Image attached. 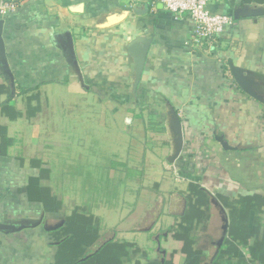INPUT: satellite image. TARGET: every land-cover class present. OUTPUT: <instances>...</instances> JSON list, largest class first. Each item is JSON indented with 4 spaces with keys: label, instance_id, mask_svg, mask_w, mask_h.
<instances>
[{
    "label": "crops",
    "instance_id": "obj_1",
    "mask_svg": "<svg viewBox=\"0 0 264 264\" xmlns=\"http://www.w3.org/2000/svg\"><path fill=\"white\" fill-rule=\"evenodd\" d=\"M21 2L3 20L5 63L0 52V85L9 88L0 101L23 114L12 120L0 110V127L12 140L7 154L0 152V264H54L49 232L75 208L99 219L98 246L134 244L148 260L173 256L184 264L170 230L186 210L190 184L211 196L210 219L193 234L203 264H211L229 223L217 196H264V15L238 17L264 11V3L213 2L210 11L232 14L236 26L211 50L192 43L188 16L175 19L154 0ZM147 40L135 88L132 53ZM172 111L183 137L174 163ZM22 147L29 159L17 155ZM59 147L45 160L51 153L42 149ZM39 177L63 202L61 213L28 199V180ZM2 226L25 227L27 242L16 243L20 232ZM137 262L147 264L131 252L129 264Z\"/></svg>",
    "mask_w": 264,
    "mask_h": 264
},
{
    "label": "trees",
    "instance_id": "obj_2",
    "mask_svg": "<svg viewBox=\"0 0 264 264\" xmlns=\"http://www.w3.org/2000/svg\"><path fill=\"white\" fill-rule=\"evenodd\" d=\"M264 3V0H251ZM9 88L0 85V97L8 95ZM25 111L27 117L33 110L31 97L26 98ZM2 114L12 120L23 116L7 103H1ZM12 143L0 127V152L6 155ZM41 168V162L32 161ZM42 178L28 180V199L42 204L48 214H58L64 210V204L48 187L41 185ZM187 207L177 224L170 230L173 238L182 244L181 253L184 264H203L205 253L196 248L193 236L198 228H204L210 219L211 196L197 184H190L186 193ZM218 201L228 210L227 236L211 264H264V196L251 195L238 198L217 196ZM51 240L57 244L54 264H129L130 253L141 254L147 264H174L170 260L146 259L134 244L107 242L98 246L100 240V221L88 215L85 210L75 208L64 220L63 225L49 232ZM16 243L25 244L28 240L24 232L14 236ZM136 264H141L137 262Z\"/></svg>",
    "mask_w": 264,
    "mask_h": 264
},
{
    "label": "built area",
    "instance_id": "obj_3",
    "mask_svg": "<svg viewBox=\"0 0 264 264\" xmlns=\"http://www.w3.org/2000/svg\"><path fill=\"white\" fill-rule=\"evenodd\" d=\"M163 5L175 19L186 15L193 22L192 43L200 48L214 49L219 40L232 31L236 19L232 14H215L209 9L216 0H154ZM21 0H0V20L14 15Z\"/></svg>",
    "mask_w": 264,
    "mask_h": 264
},
{
    "label": "water",
    "instance_id": "obj_4",
    "mask_svg": "<svg viewBox=\"0 0 264 264\" xmlns=\"http://www.w3.org/2000/svg\"><path fill=\"white\" fill-rule=\"evenodd\" d=\"M249 15V16H262L264 15V11H253V12H248L245 10L240 11L239 13V18H243L245 17V15ZM3 29H4V21L0 20V52L2 53V57L4 59V63H5V47H4V41H3ZM149 45H150V41H145L140 47H135L133 50L132 55L134 56V61H135V66H136V81H135V88L138 87L143 71H144V65H145V61H146V56L149 50ZM69 47L71 49V51H73L72 48V42L70 41L69 43ZM237 81L239 83V85L241 87L244 88L243 83L240 82V80ZM172 119H173V132L174 135L176 137V154L172 157V159L170 160V163H174L178 157L179 154L182 150V144H183V137H182V127H181V123L180 120L177 116V114L172 111ZM3 230L7 231V233L12 232V233H16V232H20L23 231L24 229H26L25 227H19V228H15V227H11V226H2L1 227Z\"/></svg>",
    "mask_w": 264,
    "mask_h": 264
},
{
    "label": "rangeland",
    "instance_id": "obj_5",
    "mask_svg": "<svg viewBox=\"0 0 264 264\" xmlns=\"http://www.w3.org/2000/svg\"><path fill=\"white\" fill-rule=\"evenodd\" d=\"M58 134H61V133H58ZM62 134H64V133H62ZM75 134V136H76V139H78L79 137L78 136H80L78 133H71V135H74ZM26 144H28V143H25V145ZM43 151H44V153L48 150V152H49V154H50V156H45V160H47V157H54L55 155H57L58 153H60V151H61V147H59V148H55V149H47V148H44V149H42ZM47 153V152H46ZM17 155H21L22 157H24V158H26V159H29L30 158V156H31V154H30V151H29V149L28 148H24V147H22V148H19L18 150H17ZM48 155V154H47ZM52 155V156H51ZM62 182V181H61ZM67 182V185H68V188H70V190H69V192H70V197H68L69 198V201H71V202H74V201H77L78 200V196H77V192L78 191H75V189H77V186H76V183L78 182L77 180H72V181H66ZM121 182H125V181H121ZM60 184V181L58 182V184L57 185H59ZM76 187V188H75ZM137 187V186H136ZM76 192V193H75Z\"/></svg>",
    "mask_w": 264,
    "mask_h": 264
}]
</instances>
